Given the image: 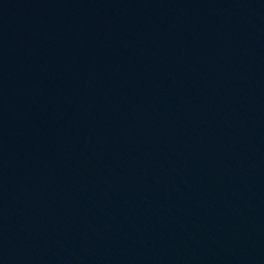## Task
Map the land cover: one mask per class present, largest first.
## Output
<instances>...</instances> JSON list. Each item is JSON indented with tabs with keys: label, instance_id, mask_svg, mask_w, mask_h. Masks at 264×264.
Segmentation results:
<instances>
[{
	"label": "water",
	"instance_id": "1",
	"mask_svg": "<svg viewBox=\"0 0 264 264\" xmlns=\"http://www.w3.org/2000/svg\"><path fill=\"white\" fill-rule=\"evenodd\" d=\"M0 264H264V0H208L109 129L1 198Z\"/></svg>",
	"mask_w": 264,
	"mask_h": 264
}]
</instances>
